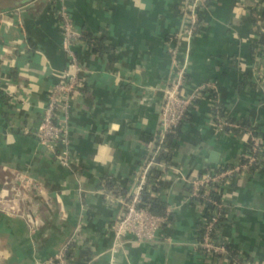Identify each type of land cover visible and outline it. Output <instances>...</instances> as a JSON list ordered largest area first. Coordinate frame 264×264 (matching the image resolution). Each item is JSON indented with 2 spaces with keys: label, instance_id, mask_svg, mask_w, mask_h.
Returning <instances> with one entry per match:
<instances>
[{
  "label": "crops",
  "instance_id": "obj_1",
  "mask_svg": "<svg viewBox=\"0 0 264 264\" xmlns=\"http://www.w3.org/2000/svg\"><path fill=\"white\" fill-rule=\"evenodd\" d=\"M184 1L0 0V264H43L76 230L72 264H228L198 248L204 208L190 202L187 184L243 164L248 153L243 133L216 129L217 105L233 125L253 128L258 142L257 161L224 179L229 213L219 235L239 263L264 264V53L251 50L258 41L251 10L261 0H215L199 12L186 90L203 84L214 90L188 108L160 180L147 187L167 222L155 243L126 242L110 253L121 195L136 183L157 131L171 78L166 48L182 28ZM60 9L83 37L72 48L83 88L60 116L70 168L23 132L38 126L49 89L68 68ZM185 49L180 42L178 51Z\"/></svg>",
  "mask_w": 264,
  "mask_h": 264
},
{
  "label": "built area",
  "instance_id": "obj_2",
  "mask_svg": "<svg viewBox=\"0 0 264 264\" xmlns=\"http://www.w3.org/2000/svg\"><path fill=\"white\" fill-rule=\"evenodd\" d=\"M215 0H185L179 11L183 17V24L180 32L169 40L166 53L171 59V78L162 90V101L158 113V127L151 142L149 155L144 164L140 167L136 183L132 190L120 199V215L113 223V245L110 253L114 256L119 248L126 242L135 244L155 243L159 238V232L167 222V213L155 215L150 211L149 203H142V193L146 186V176L151 168L163 170L164 161L157 160L164 146L166 135L170 134L177 126L183 123L188 108L197 100L212 93V85H200L187 91L186 70L188 65L189 43L201 28L199 12L205 9ZM60 21V34L62 48L68 58V68L60 79L52 85L47 94V100L42 109L38 126L34 130L23 129L25 134H30L36 142L45 148L57 164L64 168H70L71 152L70 140L65 123L61 115L68 113L72 96L83 88L82 69L72 50L75 44L81 42V37L74 30L69 15L64 9L57 12ZM180 42L186 43L185 52L178 51ZM3 82V72L0 67V89ZM216 129L223 132L228 127H233L217 115H214ZM253 139V138H252ZM258 142L253 139L249 156L243 164L235 165L218 173H207L201 176L192 177L187 184L190 188L189 198L196 197L201 187L211 183H222L224 179L233 174L245 170L248 165L257 161L255 152ZM211 224L206 225V233L197 242L203 253L214 258L226 254L224 241L214 242L210 237ZM77 230L63 244L59 250L48 257L43 264H72L71 245ZM111 264H114L112 261ZM247 264V263H239Z\"/></svg>",
  "mask_w": 264,
  "mask_h": 264
},
{
  "label": "trees",
  "instance_id": "obj_3",
  "mask_svg": "<svg viewBox=\"0 0 264 264\" xmlns=\"http://www.w3.org/2000/svg\"><path fill=\"white\" fill-rule=\"evenodd\" d=\"M262 6L259 8L258 6H254L251 10L252 13V23L253 32L258 34V41L256 44L251 45V50L254 52L257 51L260 55L264 53V29L260 28L257 24V20L264 22V0H261ZM260 14V18H256V14ZM81 40H83L82 35H80ZM86 43H88L86 41ZM89 45L93 46L95 49L97 47L95 46V43H93L91 40L89 42ZM215 113L214 115H217L219 118H222L226 122L230 123L227 118L224 117L221 107L217 105V107L214 108ZM216 122V121H215ZM180 126H177L176 129H174L170 134L166 135L164 146L162 148V151L160 152V155L157 157V160L161 161H169L171 158V143L174 141L180 132ZM225 130L228 132H241L246 136V145L248 147V153L245 157L242 158V162H246L247 158L251 155H253L251 151V147L253 145V139L256 138V132L247 124H242V127L240 126H233L228 127ZM253 138V139H252ZM256 140V139H255ZM164 170H158L151 168L148 171V174L146 176V186L144 188V191L142 193V203H149L150 204V211L155 215H161L163 212V203L158 200L154 199L150 196L149 188H147L149 185H156L158 181L160 180ZM190 189V188H189ZM222 183H211L208 184V186L201 187L198 190L196 197H191L190 202L199 204L204 208V212L198 222V231H197V240L200 241L201 238L206 233V225L211 224V231L209 233L210 237L214 240V242L221 241L220 232L222 231L225 224L228 222V207L224 204L222 201ZM126 195H121V198H125ZM224 248L226 250V254L222 255L223 258L227 261L228 264H238L241 262V258L239 257L237 251L231 244L228 242H224ZM201 250V249H200ZM202 251V250H201ZM203 252V251H202ZM222 256H215V259H220Z\"/></svg>",
  "mask_w": 264,
  "mask_h": 264
},
{
  "label": "water",
  "instance_id": "obj_4",
  "mask_svg": "<svg viewBox=\"0 0 264 264\" xmlns=\"http://www.w3.org/2000/svg\"><path fill=\"white\" fill-rule=\"evenodd\" d=\"M215 159H216V156L215 155H211L210 162H215Z\"/></svg>",
  "mask_w": 264,
  "mask_h": 264
}]
</instances>
